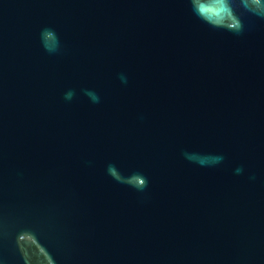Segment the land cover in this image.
<instances>
[{"label":"water","instance_id":"1","mask_svg":"<svg viewBox=\"0 0 264 264\" xmlns=\"http://www.w3.org/2000/svg\"><path fill=\"white\" fill-rule=\"evenodd\" d=\"M0 264H264V0H0Z\"/></svg>","mask_w":264,"mask_h":264}]
</instances>
